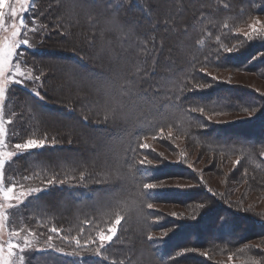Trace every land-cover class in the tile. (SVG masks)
<instances>
[{
	"label": "trees",
	"instance_id": "16d2710c",
	"mask_svg": "<svg viewBox=\"0 0 264 264\" xmlns=\"http://www.w3.org/2000/svg\"><path fill=\"white\" fill-rule=\"evenodd\" d=\"M31 11L40 28L21 56L43 99L13 86L10 104L24 136L49 137L26 154L38 181L24 184L44 189L28 205L55 237L80 241L61 262L264 264L251 198L264 199V92L222 75L264 81V31L240 30L264 18V0H35ZM117 215L119 238L97 255ZM195 225L208 236L179 242Z\"/></svg>",
	"mask_w": 264,
	"mask_h": 264
},
{
	"label": "rangeland",
	"instance_id": "374dc122",
	"mask_svg": "<svg viewBox=\"0 0 264 264\" xmlns=\"http://www.w3.org/2000/svg\"><path fill=\"white\" fill-rule=\"evenodd\" d=\"M33 0H28L29 5H31ZM9 4L12 5L17 9L18 17L16 18L17 25L19 24V19L23 18L30 27L37 26L40 28L38 24H36V18L32 16L35 11H31L32 8L29 7L27 11H21V3L19 0H9ZM6 13L10 12L9 8H5L4 10ZM35 20V24L33 25V21ZM259 20L261 22H264V18L262 16H256L252 19H250L244 26L240 27V30H243V32H250L253 31L252 27L250 25H255L256 29L259 31H264V23H256V21ZM12 23V20L8 19V24L10 25ZM11 27L8 28L7 32H4L0 30V40L3 39L5 35L11 34ZM80 38H82V35H79ZM26 38L29 40L32 39L31 31L27 33ZM50 44L42 43L41 45H38L39 49H55L54 42H49ZM31 45V42H30ZM69 49V48H67ZM63 51H66L64 48H62ZM71 50V49H70ZM21 55L25 53L22 51V48L20 49ZM67 56L64 55H55V58L63 59ZM20 59L23 61L22 56H20ZM22 70H24L26 73L31 72V69L26 66L25 64L22 65ZM33 75V73H32ZM223 76H226V78H231L233 80H239V83H244L247 85H252L262 92H264V81H262L261 78L257 77L256 75L252 73H234L232 76H228L226 73L222 74ZM34 76V75H33ZM228 76V77H227ZM57 82V79H56ZM0 84H3V78H0ZM56 85V84H55ZM243 85V84H240ZM247 85H244L247 87ZM5 88V94H4V101H3V116L4 120L8 121L11 120L12 123H5V128L7 129V135L5 137L4 144L0 145V159L5 160V167H4V179H3V187L7 188L10 187L13 183H15L16 187L14 188V199L11 201L5 200L2 195H0V204H13L16 205L19 203L20 200L23 201V203L19 204V207H12L6 209V213L9 217L7 226L5 229L0 230V242H6L10 239L9 232L12 230H21L20 231V242L23 243V239L26 237L30 244L25 248V251L23 253L25 257L26 264H64L61 262L63 255H68L71 257L77 258L78 256L76 254H79V251H75L74 247H77V244L75 245L74 242H76L73 239H67L64 238L61 234L58 237H55V235L59 234V231L52 232L51 228L49 227V220L45 215H41V211H37L35 209L29 208L30 206L28 204L35 203L36 206H42L43 204L38 201L37 197L33 194L37 192H30V188L35 187L34 183L38 181L36 179V173L32 172L31 169H29V166H25L23 164V161L26 159V154L29 153V151H35L36 149H31L25 151L22 155L15 156L11 160H8V158L3 155L4 153H7L9 151H15L14 144L24 142V140L31 138L29 136H24V132L20 129H18V124L16 123L15 117L17 114L14 112L12 113L13 109L15 108L14 105H11V94L12 90L15 88L13 86H20L22 88H26L28 90H31L33 93H35L38 86V81H25L24 85H18L14 83H9L6 85H3ZM52 103V102H49ZM56 103V102H55ZM56 107L58 106V103L55 104ZM58 109V108H56ZM14 116V117H13ZM233 118H236V120H239L241 118H245L243 115L235 114L232 116ZM232 118V120H233ZM231 120V121H232ZM18 129V130H17ZM13 133H16L13 135ZM74 141L75 139L72 138ZM74 145H77V142L74 141ZM39 149V148H37ZM209 163V162H208ZM206 161L201 162V166H205L203 168L204 172H207V175H211L210 173L212 170V165H208ZM207 165V167H206ZM33 173V176L31 178V175ZM212 176V175H211ZM27 177V179H25ZM211 183L217 184L218 182L213 181L212 179H209ZM41 181V180H40ZM28 182V183H27ZM28 184L27 187L25 184ZM41 184H44L43 181H41ZM173 186L172 184L167 185V187ZM21 193H24L23 196H21ZM183 197V196H182ZM18 198V199H17ZM251 198L257 199V202L254 203L256 209L260 210L261 212H264V199H259L256 196H252ZM28 205V206H26ZM25 206V207H24ZM254 206V205H253ZM166 208H169V205L166 203ZM24 209V210H23ZM38 217V218H37ZM209 225L210 222L208 221ZM207 223V224H208ZM196 226V225H195ZM194 229L191 230V228L181 236L182 240H179V242H187V240L193 239L196 236V230L195 229H201L203 231L202 237H207V232L209 231L207 227H204L203 225H197L196 227H193ZM214 232V231H213ZM31 233V234H30ZM52 237L51 240H49V237ZM13 241H16L15 237H12ZM100 244V241L98 245ZM66 260V259H65ZM17 264H20L19 260H17Z\"/></svg>",
	"mask_w": 264,
	"mask_h": 264
},
{
	"label": "snow or ice",
	"instance_id": "6c2138e0",
	"mask_svg": "<svg viewBox=\"0 0 264 264\" xmlns=\"http://www.w3.org/2000/svg\"><path fill=\"white\" fill-rule=\"evenodd\" d=\"M21 3V11H27L29 7H31L33 10L35 9V0H33L32 4L29 5L28 0H19ZM132 0H122V4H131ZM175 2H179V0H175ZM225 8L228 7L227 4L224 5ZM5 8H9L10 12L6 13L4 10ZM18 17V12L15 7L9 4V0H0V30L7 32L8 28L11 27L13 29L11 31L10 36L5 35L2 40H0V78H3V84H0V145L4 144L5 137L7 135V129L5 128V123L11 124L12 121L4 120L3 116V101H4V94H5V88L3 85L14 83L18 85H24L25 81H39V76H33L31 72L26 73L24 70H22V65L24 62L20 59L21 53L20 49L22 47H30V42L26 38L27 33L29 31L36 32L38 29H36L34 26L30 27L28 23L23 19H19V24L16 23V18ZM12 20V23L8 24V19ZM91 19V17H90ZM165 23L167 24L168 21L166 20ZM256 23H264L259 20L256 21ZM35 24V20L33 21V25ZM252 27L253 31H257L255 25H250ZM147 43V42H145ZM153 48H155V44H153ZM145 50H147L145 48ZM228 52H231V49H225ZM155 59V57H153ZM125 91H129L127 87H125ZM35 96L43 99V97L40 95L39 91H36L34 93ZM194 111L196 109H193ZM199 111L203 112L204 109L200 108ZM108 119V116L106 115L104 117V121L106 122ZM85 120H87V117H85ZM162 130V129H161ZM16 133H13L15 135ZM49 137L45 133L43 138L41 139H35V138H28L24 140V142L16 143L14 144L15 151H9L7 153H4L8 160H11L15 156L22 155L25 151L31 150V149H37V148H43L48 145ZM52 143L51 146H55L56 140L55 138H51ZM69 143L71 141L69 140ZM141 147H146L145 145H141ZM144 161H141V164H143ZM237 164L240 162L237 161ZM4 167H5V160L0 159V195L3 196L5 200L11 201L14 197V188L16 187L15 183H13L10 187H3V179H4ZM83 175V173H81ZM27 179V177H25ZM53 183L52 180L48 181V184L51 185ZM62 183V182H61ZM155 186L153 184H145L144 188L146 189H152ZM44 189H31L29 194L31 192H40ZM24 193H21V196H23ZM18 199V198H17ZM23 203L22 200L19 201L16 205H13L11 203L9 204H0V230H3L6 228L9 217L6 213V209L12 208V207H19V204ZM149 208H151V204L148 205ZM122 220H124V217L117 215L114 224L107 229V232L101 230L98 235V239L100 241V244L98 248L96 249L97 255H102L101 250L105 248L106 245H111L114 243L115 239H118V231L122 225ZM20 231L21 230H12L9 232L10 239L6 242H0V264H17V260H19L20 264H26L25 257L23 255L25 248L30 244V241L25 237L23 239V243L20 242ZM52 232H57L58 229L52 228ZM31 234V233H30ZM12 237L16 238V241L14 242ZM51 236L49 237V240H51ZM151 239V237H149ZM95 242V241H93ZM76 244L79 247L80 241L79 239L76 240Z\"/></svg>",
	"mask_w": 264,
	"mask_h": 264
}]
</instances>
